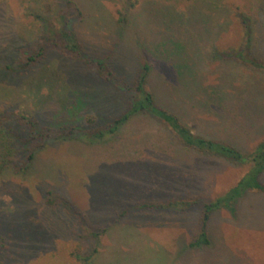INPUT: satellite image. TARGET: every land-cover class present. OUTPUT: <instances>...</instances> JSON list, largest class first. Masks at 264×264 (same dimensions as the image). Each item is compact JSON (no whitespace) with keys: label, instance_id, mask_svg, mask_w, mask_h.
<instances>
[{"label":"rangeland","instance_id":"1","mask_svg":"<svg viewBox=\"0 0 264 264\" xmlns=\"http://www.w3.org/2000/svg\"><path fill=\"white\" fill-rule=\"evenodd\" d=\"M62 9L91 64L47 45ZM243 18L247 49L264 60V0H0L5 264H264V193L257 190L238 198L232 213L214 210L205 228L209 244H191L200 234L202 202L234 186L250 163L185 147L150 111L100 140L83 133L130 107L146 63L143 85L156 106L195 135L249 153L264 137V70L221 53L244 44ZM42 45L38 64L7 71ZM100 60L110 79L94 69ZM15 110L75 132L35 151L16 171L13 163L25 153L10 136L25 132ZM258 179L264 185V171ZM170 201L197 203L160 206Z\"/></svg>","mask_w":264,"mask_h":264},{"label":"trees","instance_id":"2","mask_svg":"<svg viewBox=\"0 0 264 264\" xmlns=\"http://www.w3.org/2000/svg\"><path fill=\"white\" fill-rule=\"evenodd\" d=\"M118 13L119 16L117 18V22L122 23L124 20V15L120 11ZM67 17L68 15L66 13V9H62L58 13L55 23L51 24L48 29V35L46 39L47 45L53 46L58 52L62 54L64 53L67 56H72L78 60H83L85 64H91V62L88 60L82 59L81 43L77 34L69 28ZM242 23L244 27L245 46L242 44L237 48H231V51L221 53L224 55L225 59H233L243 64L264 70V60L257 58L247 49L246 43L248 44L249 42L250 27L245 18H243ZM46 46L42 45L38 49L24 53L22 57L16 63H14L13 66H5L8 69L7 71L9 72V68L12 69L11 71H13V68L25 69L38 64L45 56ZM92 65L97 71L98 75L106 79H110L112 73L106 67L103 61L100 60L92 62ZM143 69L144 72L133 82L132 88L134 94L131 98L132 101L130 107L119 117L107 121L100 127L84 130L83 133L86 138L88 137L95 140H100L107 135L115 133L119 126L122 125L124 121H126L131 115L142 111H150L159 117L170 128V130L176 134L178 139L185 147L195 149L202 154H215L222 156L225 159L234 160L240 163H250L248 170L243 174V176H241L234 186H232L223 194L217 196L215 199L202 202V223L200 234L191 244L207 245L209 244V240L207 238L205 228L206 223L214 210L225 207L228 208V210L232 213L234 210L233 206L235 205L237 199L247 191L257 190L264 193V185L260 183L258 179L259 174L264 171V137L253 146L249 153L243 154L240 148L228 142L227 140L225 141V139L219 140L195 135L192 129L186 123H183L178 115L156 106L153 95L148 90H146L143 85L149 65L143 63ZM128 87L130 88V86ZM12 114L14 119L22 126V129L25 132L24 136H16V134L10 136L12 141H14V139L17 141L19 140V142L23 145L22 151L25 153V155L22 157V161H16L13 163V168L16 171L23 169L30 164L34 157L35 151L43 149L51 141L58 142L64 140L66 137H70L75 132V127L73 125H62L59 127L45 126L40 124L32 115L21 112L20 110H15ZM14 149V152L19 150L16 149V146H14ZM3 164L4 163L2 161L0 163V169L3 167ZM196 203V201H170L160 204V206L186 208L193 206V204ZM0 240L3 243L4 238L2 237ZM89 258L90 257H84L83 260H88ZM0 264H5L2 261L1 256Z\"/></svg>","mask_w":264,"mask_h":264}]
</instances>
